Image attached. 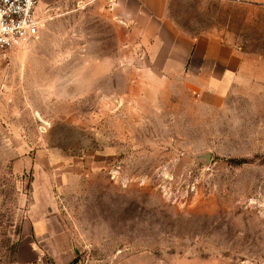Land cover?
Masks as SVG:
<instances>
[{"label": "rangeland", "instance_id": "1", "mask_svg": "<svg viewBox=\"0 0 264 264\" xmlns=\"http://www.w3.org/2000/svg\"><path fill=\"white\" fill-rule=\"evenodd\" d=\"M127 4L42 0L39 38L0 49V264L35 203L57 229L35 264H264V0L167 2L243 57L221 103L184 81L158 102Z\"/></svg>", "mask_w": 264, "mask_h": 264}, {"label": "crops", "instance_id": "2", "mask_svg": "<svg viewBox=\"0 0 264 264\" xmlns=\"http://www.w3.org/2000/svg\"><path fill=\"white\" fill-rule=\"evenodd\" d=\"M118 1L119 6L128 3L131 7L122 18L129 30V47L140 66L136 78L159 81L154 85L159 103L166 104L173 81H184L202 100L221 103L233 79L243 77L246 69L240 53L225 45L217 34H186L168 15V0ZM33 207L38 215L27 218L24 239L17 251L21 264L44 262L54 248L51 241L56 239V220L51 207L47 203H35ZM45 208L48 212H44Z\"/></svg>", "mask_w": 264, "mask_h": 264}, {"label": "built area", "instance_id": "3", "mask_svg": "<svg viewBox=\"0 0 264 264\" xmlns=\"http://www.w3.org/2000/svg\"><path fill=\"white\" fill-rule=\"evenodd\" d=\"M42 0H0V49H25L42 29Z\"/></svg>", "mask_w": 264, "mask_h": 264}, {"label": "water", "instance_id": "4", "mask_svg": "<svg viewBox=\"0 0 264 264\" xmlns=\"http://www.w3.org/2000/svg\"><path fill=\"white\" fill-rule=\"evenodd\" d=\"M121 19H122V22H123V23H126V21H125V19H124V18H121ZM208 157H209V156H208Z\"/></svg>", "mask_w": 264, "mask_h": 264}]
</instances>
